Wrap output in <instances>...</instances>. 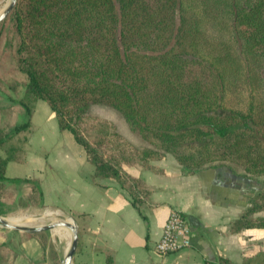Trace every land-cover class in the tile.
I'll return each instance as SVG.
<instances>
[{
  "label": "trees",
  "instance_id": "trees-1",
  "mask_svg": "<svg viewBox=\"0 0 264 264\" xmlns=\"http://www.w3.org/2000/svg\"><path fill=\"white\" fill-rule=\"evenodd\" d=\"M5 23L27 78L20 104L28 114L29 102L50 106L59 129L84 148L93 183L114 179L140 208L151 190L126 168L162 173L152 161L167 153L185 173L234 171L231 162L246 178L264 176V0H17L0 38ZM93 104L117 111L147 145L135 147L112 122L91 117ZM6 181L0 159V214ZM30 183L41 203L38 181ZM261 210L264 189L229 230L264 227Z\"/></svg>",
  "mask_w": 264,
  "mask_h": 264
},
{
  "label": "crops",
  "instance_id": "crops-1",
  "mask_svg": "<svg viewBox=\"0 0 264 264\" xmlns=\"http://www.w3.org/2000/svg\"><path fill=\"white\" fill-rule=\"evenodd\" d=\"M3 94L0 133L5 141L0 159L6 196L19 201L30 195V180L38 181L42 207L77 226L70 264H220L221 256L233 263L264 264V227L229 230L264 189V179L246 178L224 165L185 173L166 155L152 162L162 173L126 168L151 190L149 202L136 208L114 179L92 182L95 168L84 148L70 131L59 129L45 101L32 102L28 114L19 102L21 95ZM26 121L25 128L14 130ZM173 209L185 216L190 243L162 254L154 244ZM255 215L264 216V210ZM62 228L59 233H29L0 227V264H53L52 251L61 264L71 241V231Z\"/></svg>",
  "mask_w": 264,
  "mask_h": 264
},
{
  "label": "rangeland",
  "instance_id": "rangeland-1",
  "mask_svg": "<svg viewBox=\"0 0 264 264\" xmlns=\"http://www.w3.org/2000/svg\"><path fill=\"white\" fill-rule=\"evenodd\" d=\"M9 1L10 0H0V9H1L0 12L7 6ZM17 42H18L17 36L13 32V29L7 23H5L2 31V36L0 38V98H2L0 99L1 101H3L4 99L3 93H10L19 96L21 95L20 97L21 98L23 97L24 85L27 78L24 75V73H22L18 69L17 66V62H16ZM31 103L32 102H29V105ZM90 116L93 118L105 119L112 122L115 125L116 130L125 139H127L133 146L143 147L147 145V143L140 138L137 132L132 131L129 128V126L126 124V122L123 120V118L117 111L107 106H103L100 104H93L90 107ZM87 137L91 141H95L97 139V135L94 133L87 134ZM166 155H170L173 158V156L168 153L165 154L162 158H164ZM230 165L234 168V171L236 173H240L243 171L241 165L231 162ZM258 178L264 179V176ZM3 198L4 199L6 198L7 200L6 203L4 202L3 208L4 211L8 210L7 211L8 214L7 215L0 214V215L12 223L36 226V225L46 224L49 222H55L64 219L63 217H61L60 214L55 215L53 213H50L49 210L44 209L41 203L36 201L35 196L32 195L27 197L25 196L24 198H21V200L19 201L11 202L10 200L11 197L6 196V188L4 186ZM0 227L9 229L1 225ZM62 229H63L62 227H56L55 230L53 231L59 233ZM68 231L70 232L69 229Z\"/></svg>",
  "mask_w": 264,
  "mask_h": 264
},
{
  "label": "built area",
  "instance_id": "built-area-1",
  "mask_svg": "<svg viewBox=\"0 0 264 264\" xmlns=\"http://www.w3.org/2000/svg\"><path fill=\"white\" fill-rule=\"evenodd\" d=\"M190 243V230L185 216L178 210L169 212L154 249L162 254L173 253Z\"/></svg>",
  "mask_w": 264,
  "mask_h": 264
},
{
  "label": "water",
  "instance_id": "water-1",
  "mask_svg": "<svg viewBox=\"0 0 264 264\" xmlns=\"http://www.w3.org/2000/svg\"><path fill=\"white\" fill-rule=\"evenodd\" d=\"M16 1L17 0H10L7 6L0 12V22L10 12V10L13 8ZM0 225L6 228L12 229V230L25 231L29 233H37V232H41L45 230H51V229H55L56 227H65L69 229L71 231V241L69 243L67 252L62 258L61 264H70L72 256L76 250L77 241H78V230L73 220H69V221L59 220L55 222H49L46 224L33 226V225H27V224L12 223L0 215Z\"/></svg>",
  "mask_w": 264,
  "mask_h": 264
},
{
  "label": "bare ground",
  "instance_id": "bare-ground-1",
  "mask_svg": "<svg viewBox=\"0 0 264 264\" xmlns=\"http://www.w3.org/2000/svg\"><path fill=\"white\" fill-rule=\"evenodd\" d=\"M0 10H1V9H0ZM10 220H11V219H10ZM14 221H15V220H14ZM58 232H59V231H58ZM66 234H67V233H66ZM68 235H69V234H68ZM68 235H67V236H68ZM62 236H63V235H62Z\"/></svg>",
  "mask_w": 264,
  "mask_h": 264
}]
</instances>
